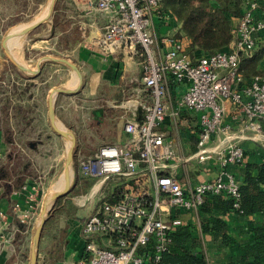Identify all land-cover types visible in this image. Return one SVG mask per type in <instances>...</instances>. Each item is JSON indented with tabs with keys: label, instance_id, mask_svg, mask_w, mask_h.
Returning a JSON list of instances; mask_svg holds the SVG:
<instances>
[{
	"label": "built area",
	"instance_id": "obj_1",
	"mask_svg": "<svg viewBox=\"0 0 264 264\" xmlns=\"http://www.w3.org/2000/svg\"><path fill=\"white\" fill-rule=\"evenodd\" d=\"M161 1L88 2L89 11L107 17L88 46L104 58L120 53L122 60H137L151 100L139 119L124 122L123 143L76 154L78 176L94 181L79 205L99 200L83 220V253L76 264H165L162 253L182 223L175 213H192L199 229L206 194L232 197L238 208L240 183L226 168L243 163L241 139L264 148V75L245 77L240 69L241 58L252 55L256 35L264 30L259 0H247L226 49L197 56L188 51L185 37H176V17L161 9ZM225 101L234 110L229 118ZM189 113L195 115V149L181 157L166 138L164 123L168 119L180 132L190 125ZM212 137L221 139L209 145ZM191 161L214 162L219 170L186 185L177 176V163ZM41 184L23 186L29 208L37 202ZM14 207L21 209L19 204ZM20 215L29 221L30 209Z\"/></svg>",
	"mask_w": 264,
	"mask_h": 264
},
{
	"label": "crops",
	"instance_id": "obj_2",
	"mask_svg": "<svg viewBox=\"0 0 264 264\" xmlns=\"http://www.w3.org/2000/svg\"><path fill=\"white\" fill-rule=\"evenodd\" d=\"M72 1L71 9L68 10L70 20L66 31L74 30L78 38L73 39L66 49L76 53L75 50L80 49L78 56L81 62H78V66L83 74L84 83L77 95L56 97L55 116L75 133L81 131L85 125L82 117L76 114L75 119L69 111L78 106L77 101L81 100L80 96L86 89L91 95L100 90L96 97L100 105L91 111V119L95 120L103 134L102 142L98 147L104 144H121L127 139L123 131L124 122L132 117L139 119L151 98L141 81L137 60H122L120 53L104 58L96 49L88 46L89 39L95 37L107 21L105 15L88 10V2L94 3L95 0ZM261 1L264 2V0ZM8 5V0H0V27L2 22L11 16L12 9ZM37 16L32 18L35 19ZM32 18L17 26L30 22ZM160 30H165V27H160ZM16 38L11 42L10 39L7 46L11 47ZM40 55L30 56L29 62L25 63L29 69L36 68V61ZM64 56L75 61L71 54ZM64 67L70 69L64 63L45 60L41 63L38 75L31 77L26 74L22 77L18 70L15 71V68L0 55V264H28L31 236L36 224L34 215L37 202L29 208L28 190H25L23 186L34 182L42 183V179H46L48 169L46 170L43 164L49 158L45 154L47 152L45 148L48 144L53 147L58 146L62 139L52 135L46 127V124L49 125L48 93L42 96L39 91L44 88V83L48 79L56 76L59 69ZM258 68L264 73V56L260 59ZM74 76L75 73L66 81L68 85L64 84V86L74 87L76 83L73 85L70 83ZM224 106L226 118H229L234 112L233 106L228 101L224 102ZM188 119L189 127L182 126L183 129L180 132L175 131L168 119L164 123L166 138L171 141L175 152L181 157L187 156L195 149L197 133L195 115L189 113ZM57 126L64 128L58 122ZM44 137L46 141L43 140ZM220 139V137H212L209 145L218 143ZM63 142L66 155L68 144L65 140ZM240 143L245 150L243 163L229 165L226 168V171L232 173L239 183L248 163H261L264 160V148L258 143L248 138L241 139ZM177 166V176L186 185L210 178L219 170L214 162L198 164L191 161L183 165L177 163ZM79 203L78 201L77 204ZM15 204H19L21 209H16ZM27 208L30 209L31 217L29 221H26L27 219L23 221L20 214ZM216 210L212 211V214L225 220L226 233L230 242L222 243L219 238L215 239L210 234L199 233L208 264H224L231 259L239 260L244 246L254 240L253 229L264 228V212L242 216L234 212L221 214L219 210ZM177 215L182 223L195 224L192 213L181 211ZM81 226H79V240L75 241V250L67 251V256L61 259L62 247L57 244L58 241H52V249L46 252L42 261L38 259L37 264H76L75 262L83 253ZM42 237L43 235L41 239ZM57 247L56 254L54 251Z\"/></svg>",
	"mask_w": 264,
	"mask_h": 264
},
{
	"label": "trees",
	"instance_id": "obj_3",
	"mask_svg": "<svg viewBox=\"0 0 264 264\" xmlns=\"http://www.w3.org/2000/svg\"><path fill=\"white\" fill-rule=\"evenodd\" d=\"M246 5L247 0H162L160 4L161 9L176 17L179 25L176 37L183 36L187 39V49L194 56L226 49L233 39L232 29L244 13ZM75 36L78 38L77 33ZM263 56L264 30L256 35V48L252 55L241 58L240 69L245 77L260 74L258 63ZM88 180L90 179L81 178L78 183L86 188L91 183ZM237 201L238 208L233 205L232 197L206 194L199 208V229L194 223L176 226L167 250L162 253V262L208 264L199 233L210 234L215 239L219 238L222 243L230 242L225 220L212 214L215 209L221 214L234 212L242 216L264 212V160L246 165ZM178 213L177 211L175 215ZM52 216L48 217L44 229L52 221ZM253 232L254 240L244 246L239 260L231 259L224 264H264V228L255 227ZM54 252L57 254L58 247Z\"/></svg>",
	"mask_w": 264,
	"mask_h": 264
},
{
	"label": "rangeland",
	"instance_id": "obj_4",
	"mask_svg": "<svg viewBox=\"0 0 264 264\" xmlns=\"http://www.w3.org/2000/svg\"><path fill=\"white\" fill-rule=\"evenodd\" d=\"M48 1L49 0H8L10 9H12L11 16H8L7 19L2 22V26L0 27V42L3 37L15 26L29 21L34 15L37 16V14L45 7ZM72 2V0H56L49 20L28 34H23V36L18 35L11 47L10 45L8 46L10 53L13 51L15 54H17L19 59L24 64L29 62L28 60L30 56H36L38 54H41L40 56L48 54L53 57H65L64 55L71 54L72 58L75 60L73 62L77 63L78 65V62H81V59L78 56L80 49L78 50L77 48L75 50L77 53L70 52L69 49H66V47L70 45L72 40L76 37V32L74 30L71 29L66 31L68 27V21L70 20L68 17V10L71 8ZM259 2L261 7L260 11H264V2L261 0ZM0 55L3 56L1 50ZM3 58L5 59L4 56ZM65 58L68 59V57ZM15 71L17 70L15 69ZM73 71L74 70L71 67L70 69L67 67L60 68L56 76L51 77L46 83H44V88L39 91L40 95L46 96L48 91L53 88L51 87L53 85L54 87H62L64 84L68 85L66 81H68L71 75L74 74ZM17 72L20 73L19 75L22 77H25L26 75L25 73H21L19 71ZM260 74L264 75V73L261 72ZM70 83L72 85L77 83L75 76L72 78ZM99 91L91 95L86 89L85 92L80 96L81 100H79V102L77 101L78 106L76 108H71L72 110L69 111V114H71L75 119L76 114L82 117L83 123L85 125H83L81 131L75 133L73 130L69 129V127L61 119L57 118V122L63 125L67 131L76 137L78 151L80 154L88 155L93 153L97 149L98 145L102 142L103 134L98 129L95 120L91 119L92 109L95 110V107L100 105V103L96 101ZM59 115L62 116L60 113ZM46 127L53 135L54 133L50 129V126L46 124ZM43 140L46 141V138L44 137ZM64 145L65 144L63 140L60 139L58 146L53 147L51 144H48L47 148H45L47 151L45 154H47L49 159L47 161L44 160L45 162L43 167L46 170L48 169V172H46V179H42V186L40 188V193L35 207L34 219H36V221L41 204L45 199H47L46 195H48L47 193L49 189H51V185L55 183L57 178L62 176L65 159ZM79 179L81 178L78 176L76 172V166L74 165L70 178V186L73 184V188H71L64 197L58 200V203L56 202L53 208L50 210L51 214L53 215L52 221L50 220L47 223L38 248V259L41 261L43 257H45L46 252L52 249V243L55 240L58 241L57 244L61 245L62 247L61 259L67 256V251L71 252L75 250V241L79 240V226L83 224V220L86 215L99 201L97 200V197H95L93 200L87 201L86 205L80 206L77 204L78 200L82 196H85L90 192V188L94 183L93 180H88L89 183L91 182L90 185L86 186V188H83L80 186L81 183H78Z\"/></svg>",
	"mask_w": 264,
	"mask_h": 264
},
{
	"label": "water",
	"instance_id": "obj_5",
	"mask_svg": "<svg viewBox=\"0 0 264 264\" xmlns=\"http://www.w3.org/2000/svg\"><path fill=\"white\" fill-rule=\"evenodd\" d=\"M55 2L56 0L49 1V7H48L46 18L40 19L22 28L18 33L21 35L28 34L34 31L39 26H41L42 24H44L46 21H48L53 12ZM12 36L13 34L8 32L3 37V39L0 42V50H1L2 55L5 57V59L19 72L28 74L31 77H35L36 75L39 74L41 70V63L45 60H49V61L60 62V63H64L68 65L77 73L79 77L78 86L75 90H66L61 87H53L52 89L49 90L47 94V111H48V117H49V126L56 136L65 140L69 145L66 151L64 165H63V172L61 176L62 188L56 194L51 195L50 197H48L42 202L40 211L38 214V218L35 224V228L31 236L28 264H37L39 243H40V239H41V235L43 232L45 222L47 221L48 217L51 214L50 210L53 208L55 203L58 200H60L62 197H64L69 192V190L73 188L74 186L73 184L70 186V182H71L70 178L72 174V168L75 165V157L78 152V143H77L76 137L72 133L67 131L65 127H64L65 128L64 131L57 129V118L55 116L54 102L58 95H67V96L77 95L83 87L84 78H83V74L79 66L76 63H74L73 61L65 57H53L48 54L42 55L37 59L35 69L33 70L29 69L26 64H23L21 61H19L7 49L6 42L9 39H11Z\"/></svg>",
	"mask_w": 264,
	"mask_h": 264
},
{
	"label": "bare ground",
	"instance_id": "obj_6",
	"mask_svg": "<svg viewBox=\"0 0 264 264\" xmlns=\"http://www.w3.org/2000/svg\"><path fill=\"white\" fill-rule=\"evenodd\" d=\"M50 1V0H49ZM49 1L47 2V4L45 5V7L39 12V14H38V16L35 18V19H33V20H31L30 22H28V23H26V24H24V25H21V26H16V27H14L13 29H11V31L9 32V33H11V34H13V36L11 37V40H10V42L14 39V38H16L18 35H20L18 32L22 29V28H24V27H26V26H28V25H30V24H32V23H34V22H36V21H38V20H40V19H44V18H46V16H47V12H48V7H49ZM17 34V35H16ZM8 40V41H9ZM7 41V42H8ZM7 42H6V47H7V49L9 50V48H8V46H7ZM9 43V42H8ZM10 52V51H9ZM12 54L19 60V61H21L20 59H19V56H17L16 54H14L13 52H12ZM22 62V61H21ZM74 73H75V77H76V84H75V86L74 87H72V88H70V87H67V86H62L61 88H63V89H66V90H75L76 88H77V86H78V82H79V77H78V75H77V73L74 71ZM57 129H59V130H61V131H64L65 130V128H63V127H58L57 126ZM69 145V144H68ZM60 177V176H59ZM52 187H51V189L48 191V195H47V198L48 197H50L51 195H54V194H56L61 188H62V178L60 177V178H57V180L55 181V183H53L52 185H51Z\"/></svg>",
	"mask_w": 264,
	"mask_h": 264
}]
</instances>
